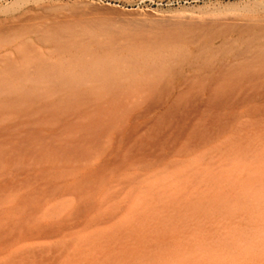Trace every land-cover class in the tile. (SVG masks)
Here are the masks:
<instances>
[{"label":"rangeland","instance_id":"374dc122","mask_svg":"<svg viewBox=\"0 0 264 264\" xmlns=\"http://www.w3.org/2000/svg\"><path fill=\"white\" fill-rule=\"evenodd\" d=\"M0 264H264V0H0Z\"/></svg>","mask_w":264,"mask_h":264},{"label":"bare ground","instance_id":"6f19581e","mask_svg":"<svg viewBox=\"0 0 264 264\" xmlns=\"http://www.w3.org/2000/svg\"><path fill=\"white\" fill-rule=\"evenodd\" d=\"M101 9V8H100ZM104 9V8H103ZM109 9V8H108ZM92 10V9H91ZM105 10V9H104ZM96 13V12H95ZM101 13V12H99ZM98 13V15H94V16H89L88 17V21L93 24L95 27H99V28H103V27H112L116 24H119L121 22V19L119 16H112V15H109V14H113V13H108V15H105V13L103 15H100ZM94 14V13H93ZM87 22V21H86ZM77 49V48H75ZM77 57V56H76ZM102 60L104 63L103 65L106 66L105 68L107 67H110L109 64V61L107 60V58H104V59H100ZM110 60V59H109ZM98 63H99V60H98ZM112 63V62H111ZM104 68V69H105ZM94 72H96V70H93Z\"/></svg>","mask_w":264,"mask_h":264}]
</instances>
